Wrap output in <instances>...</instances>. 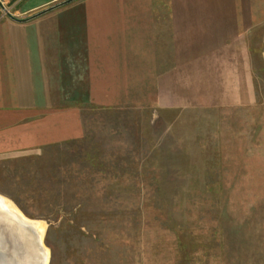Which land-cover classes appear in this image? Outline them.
Returning <instances> with one entry per match:
<instances>
[{"label":"rangeland","instance_id":"374dc122","mask_svg":"<svg viewBox=\"0 0 264 264\" xmlns=\"http://www.w3.org/2000/svg\"><path fill=\"white\" fill-rule=\"evenodd\" d=\"M255 87L180 115L85 104L67 141L0 157V197L47 264H264V66Z\"/></svg>","mask_w":264,"mask_h":264},{"label":"crops","instance_id":"0c3cea01","mask_svg":"<svg viewBox=\"0 0 264 264\" xmlns=\"http://www.w3.org/2000/svg\"><path fill=\"white\" fill-rule=\"evenodd\" d=\"M261 66L264 0H0V157L67 141L85 104L249 106Z\"/></svg>","mask_w":264,"mask_h":264},{"label":"bare ground","instance_id":"6f19581e","mask_svg":"<svg viewBox=\"0 0 264 264\" xmlns=\"http://www.w3.org/2000/svg\"><path fill=\"white\" fill-rule=\"evenodd\" d=\"M20 223H23L25 226ZM17 233L20 234L21 237L20 235L17 236ZM33 233L37 234V236H41V225L38 222L23 216L9 202L0 197V239L5 236L10 239V244L15 251H18L17 249H24L27 246L31 248L32 246L35 250V257H33L34 264H47V251L43 246L41 239L38 238L39 240H36L30 236ZM12 255H14V257L17 256L16 252L9 256ZM27 262L28 260L25 259L22 264H26ZM0 264H4L2 257L0 258Z\"/></svg>","mask_w":264,"mask_h":264},{"label":"water","instance_id":"95a60500","mask_svg":"<svg viewBox=\"0 0 264 264\" xmlns=\"http://www.w3.org/2000/svg\"><path fill=\"white\" fill-rule=\"evenodd\" d=\"M20 224L23 225V223H20ZM23 226H25V225H23ZM18 235H20V234L17 233V236ZM30 236H32V238L36 239V240L41 239V236H37V234H35V233H33ZM20 237H21V235H20ZM0 242H1V244H0V251H1L0 258L2 257L4 264L5 263L14 264V262H15V264H22L25 259L28 260V262L26 264H34V261H33L34 258L33 257H35V252H34L35 250L32 246H31V248L29 246H27L24 249H17L18 251H15V249H13L12 245L10 244V239H8L6 236L2 237L0 239ZM37 245H38V243H37ZM14 252H16L18 257L17 256L14 257V255L9 256L12 253L14 254ZM22 256H23V258H22ZM17 259H18V261H17Z\"/></svg>","mask_w":264,"mask_h":264}]
</instances>
